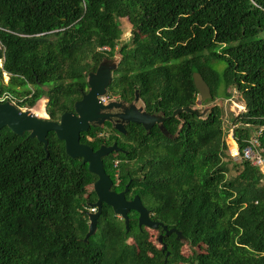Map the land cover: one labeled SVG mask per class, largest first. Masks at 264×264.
<instances>
[{
  "label": "trees",
  "instance_id": "16d2710c",
  "mask_svg": "<svg viewBox=\"0 0 264 264\" xmlns=\"http://www.w3.org/2000/svg\"><path fill=\"white\" fill-rule=\"evenodd\" d=\"M111 60L107 92L138 95L140 113L161 120L130 122L126 133L107 121L80 141L116 142L121 151L102 157L111 189L127 186L126 198L138 195L166 229H155L154 242L137 211L126 227L103 203L87 236L97 175L54 131L44 149L29 131L4 126L0 264H264V173L233 160L225 141L228 124L240 151L258 133L264 158V0H0V91L18 97L17 107L46 98L57 120ZM194 71L211 99L201 100ZM233 92L244 110L226 115L217 101Z\"/></svg>",
  "mask_w": 264,
  "mask_h": 264
},
{
  "label": "water",
  "instance_id": "95a60500",
  "mask_svg": "<svg viewBox=\"0 0 264 264\" xmlns=\"http://www.w3.org/2000/svg\"><path fill=\"white\" fill-rule=\"evenodd\" d=\"M89 74L88 89L82 94L81 98L74 102L73 110L63 112L57 120L44 118L33 113L32 109H20L9 101L0 102V128L8 126L14 133L22 134L29 131L30 137H36L43 143L44 149L47 147V135L49 131H54L56 136L64 141L65 151L70 157H81L83 163L88 164V169L97 175L93 184L96 193V200L89 203V206H96L95 212H88L89 230L87 236L95 231L97 218L101 213L102 205H109L115 214L120 216L128 227V211L138 212V226L158 228L161 226L166 229V225L155 221L149 217L148 209L142 204L138 195L131 199L126 198L127 186L121 191L111 189L112 180L104 169L102 157L112 151H121L116 142L111 145H101L93 149L89 144L80 141L81 133L87 131L90 126H99L107 117L109 110L119 107L121 101L112 100L107 103L100 101L99 96L107 92V87L111 82V69L101 72L100 68ZM193 82L199 92L201 100L211 99L210 87L198 71H194ZM134 100H138V95ZM130 111L120 114L127 122L149 123L160 121V118L149 117L136 111L134 104H131ZM187 111H194L185 108ZM115 127L125 132L121 123H115ZM173 229L166 230V234ZM162 235H159V240Z\"/></svg>",
  "mask_w": 264,
  "mask_h": 264
},
{
  "label": "built area",
  "instance_id": "2783aa9c",
  "mask_svg": "<svg viewBox=\"0 0 264 264\" xmlns=\"http://www.w3.org/2000/svg\"><path fill=\"white\" fill-rule=\"evenodd\" d=\"M101 49L108 50L109 47L104 46ZM4 73V72H3ZM9 78V76H8ZM99 99L101 102L106 103L109 100L114 99V96H111L109 92H106L103 95L99 96ZM19 99L14 94L8 92V91H0V102L9 101L10 103L15 104ZM240 110H244V106L240 105ZM19 108V107H18ZM20 109H29V108H20ZM239 111V112H241ZM238 112V113H239ZM237 114V113H235ZM226 130V129H225ZM228 131H226L225 135V141L228 146L230 155L233 157V160H240V159H246L249 160L253 165L259 166L260 169L264 173V158L262 157L260 151H259V138L258 133L252 135L250 138H248L246 141L245 146L240 151L237 141L235 139V136L233 134V125H228ZM89 212H95L97 207L96 206H88L87 207Z\"/></svg>",
  "mask_w": 264,
  "mask_h": 264
},
{
  "label": "rangeland",
  "instance_id": "374dc122",
  "mask_svg": "<svg viewBox=\"0 0 264 264\" xmlns=\"http://www.w3.org/2000/svg\"><path fill=\"white\" fill-rule=\"evenodd\" d=\"M126 19L127 18L125 16H123L121 18V28H122V31H123V37H127L129 35V33H130L129 22ZM262 36H263V34H262ZM117 56H119L118 53H117V55H115V57H117ZM114 62H115V60L105 61L102 64V67L100 68V71L102 73L105 72V74H107V71L109 69H111L112 70L111 71V82H113L115 84V81H114L115 77H114V72H113V68H112L113 65H114ZM224 66H225V64L221 62L218 65L217 68L218 69H223ZM8 76H9V74L7 72L3 73V79L5 81H7L9 79ZM217 102L220 103V104H223L225 112H226V115H227V113H229V111L233 112L234 114L238 113L239 111H241L240 110V108H241L240 105L244 106V103L241 100L236 98V93L235 92H233L232 96L229 99L227 98V99H224L223 101L218 100ZM45 103H46V98H42V99L38 100L37 103L31 109H32L33 112L35 111L38 114V116H41V117H44V118H48V115L45 112ZM197 104H198V107H203L204 106V105H200L199 101L197 102ZM139 105H140V102L138 103V106ZM139 108L140 107L135 108L136 111H140ZM226 122H228L227 118H226ZM228 125L225 126L226 131H228L227 130L228 129ZM88 190H90V188H88ZM147 228H149V227H147ZM149 231H150V234H151V237H152L153 241L155 242V233H156L155 229L151 228V229H149ZM184 247H185L186 252L189 253L190 251H188L187 246H184Z\"/></svg>",
  "mask_w": 264,
  "mask_h": 264
},
{
  "label": "flooded vegetation",
  "instance_id": "af4514ba",
  "mask_svg": "<svg viewBox=\"0 0 264 264\" xmlns=\"http://www.w3.org/2000/svg\"><path fill=\"white\" fill-rule=\"evenodd\" d=\"M112 71V70H111ZM111 83V82H110ZM112 100H116V101H121V105L119 106V107H116V108H114V109H111V110H109V117H107V119H105L104 121H103V123H106L107 121L110 123V125L114 128V129H116V130H118V131H120L119 129H117L116 127H115V123H121L122 124V126L124 127V129H125V126L126 125H128L130 122H127L126 120H124V118H122L121 116H120V114H122V113H125L126 111H130L131 110V108H132V106H131V104H134L135 105V107L137 108V107H139L138 106V100H132V101H125V100H123V99H119L118 97H114V99H112ZM112 100H109V101H112ZM108 101V102H109ZM139 110H140V108H139ZM102 124V123H101ZM122 132V131H121ZM109 134H111V133H113V134H115V135H118V133H116L115 131H113L112 130V128L111 129H109V132H108ZM123 133H126V131L125 132H123ZM120 136V135H119ZM113 144V143H112ZM161 234V233H160Z\"/></svg>",
  "mask_w": 264,
  "mask_h": 264
},
{
  "label": "bare ground",
  "instance_id": "6f19581e",
  "mask_svg": "<svg viewBox=\"0 0 264 264\" xmlns=\"http://www.w3.org/2000/svg\"><path fill=\"white\" fill-rule=\"evenodd\" d=\"M33 113L37 114L35 111H34ZM37 115H38V114H37Z\"/></svg>",
  "mask_w": 264,
  "mask_h": 264
}]
</instances>
